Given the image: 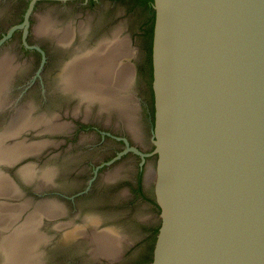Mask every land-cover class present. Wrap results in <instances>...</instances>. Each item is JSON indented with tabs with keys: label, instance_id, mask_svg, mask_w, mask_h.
Listing matches in <instances>:
<instances>
[{
	"label": "water",
	"instance_id": "1",
	"mask_svg": "<svg viewBox=\"0 0 264 264\" xmlns=\"http://www.w3.org/2000/svg\"><path fill=\"white\" fill-rule=\"evenodd\" d=\"M151 6L150 264H264V0Z\"/></svg>",
	"mask_w": 264,
	"mask_h": 264
},
{
	"label": "flooded vegetation",
	"instance_id": "2",
	"mask_svg": "<svg viewBox=\"0 0 264 264\" xmlns=\"http://www.w3.org/2000/svg\"><path fill=\"white\" fill-rule=\"evenodd\" d=\"M116 1H37L25 24L28 1L0 0V66L11 67L0 75L3 85H0V134L16 119L12 115L18 109L22 110L18 115L30 113L33 117L54 118L58 123L64 120L61 125H65L59 127L60 131H45L41 123L37 128H24L3 138L10 145L22 141L24 147L41 142L28 145L25 148L28 153L0 160V177L10 194L0 195V205H6L8 211L17 204L23 205L15 220L10 217L11 227L22 222L36 202H54L57 208L52 218H38L40 239L33 241L37 244L33 264H150L152 260L159 206L153 192L151 82L148 81L151 93L148 137L142 134L137 122L135 97H130L133 79L124 88L129 93L128 115L114 106L102 107L97 100L82 101L62 83L63 67L79 52L75 46L96 44L92 42L98 32L121 18L111 11ZM130 1L141 8L136 0ZM39 16L49 17L52 22L48 21L47 29L37 33ZM13 26L16 27L9 32ZM64 28L73 29L68 44L57 41ZM131 54L129 61L125 56L119 58V64H129L133 75L139 65L131 61ZM142 57L141 68L147 72L146 49ZM33 147L35 151L31 150ZM139 152L145 155L142 157ZM28 168L32 169L31 177L23 172ZM78 229L82 231L78 233ZM92 229L102 233L105 230L117 239L113 253H96L90 238ZM1 253L0 250V264Z\"/></svg>",
	"mask_w": 264,
	"mask_h": 264
},
{
	"label": "bare ground",
	"instance_id": "3",
	"mask_svg": "<svg viewBox=\"0 0 264 264\" xmlns=\"http://www.w3.org/2000/svg\"><path fill=\"white\" fill-rule=\"evenodd\" d=\"M39 17H38L39 18L38 22L35 26L37 33L45 31L47 29L48 21H51V19L49 17L48 18L46 17L47 19L45 18V16L44 17L39 16ZM69 28H64L65 30L60 31L61 33H59V34L57 33L58 34L57 35V41L58 42L63 43V44L69 43V41L71 39L70 33L73 30L72 28H71V30ZM55 31H57V30H55ZM57 32H59V31H57ZM122 39L121 38L119 39V37L117 35H114L111 39L100 40L97 47L93 48V50H91V51H82V52L76 53L72 57V59H68L69 61H67V63L63 67L62 83H63L64 88L74 90L75 93L80 96L82 101L90 102L93 100H97V101H99V103L101 104L102 107L106 106V105L107 106H114L118 110H120V112L122 114L126 113V115H128L129 111L127 112L126 110L129 106L128 105L129 102L127 101L126 97L128 96L129 93L127 92V94H125L121 90L124 89L125 86L127 87V83L130 80L132 72H131V69L126 68L125 65L120 66V64H122V63L119 64V60H120L119 58H121V57L123 58V56L128 58L130 55V53H128V50H126L127 41H126V39H125V41ZM131 53H132V51H131ZM0 60H1L0 61V65H1L2 59H0ZM1 66H0V75H1V73L4 74V72L6 71L5 69L8 70L9 68H11V67L6 68V67H4L5 65H3V67H1ZM9 71H10V69H9ZM11 71H13V69H11ZM123 73H124V75H123ZM6 75L8 76V74H6ZM124 76H126V78H127L126 81L124 80ZM122 78L125 82H127L126 85H125L124 81L122 83ZM0 80L2 81V79H0ZM0 85H1V87L3 86L2 82L0 83ZM30 106H32V105H30ZM0 107H1V105H0ZM76 110H75V112L77 113L78 110L77 111ZM18 111H19V109H18ZM18 111L17 110L14 111V115H12V118L16 117V119H13L14 121L12 120V123H10V125H8V123H9L8 122L7 123L8 127H7L6 131L4 133L0 134V160L5 161V160L14 159L15 157L20 156V155L24 154L25 152L26 153L30 152L29 150H27L28 151L27 152L25 149L26 147H28V145L30 146V145H34V144L35 145L41 144V142L37 141L36 143L34 142L31 144H27V146L24 147V145H26V144H24L22 141L21 142L17 141L16 143H13L10 145V144H6L4 142V139H3L4 137L6 138L8 136L14 135L19 130L24 129V128L33 127V126H35L37 128V126L39 124L41 125V123L44 124L42 130H45V131H57L59 129V127L64 128V126H65V125H63V126L61 125L64 120L59 122L60 123L59 124L58 121L57 122L54 121L55 120L54 118L50 119L49 117H46L44 119V117L42 118V116L41 117L40 116L33 117V116H31L30 113L28 114L29 116L24 115V114L18 115L19 114ZM28 111H30V110H28ZM21 112H22V110H21ZM85 112L83 114H85ZM24 113H25V111H24ZM27 113H25V114H27ZM130 115H131V113H130ZM84 117H86V116H84ZM18 118H20V119H18ZM10 119H11V117H10ZM128 120H129V118H128ZM59 131H60V129H59ZM131 132H132V130H131ZM28 149H31V148H28ZM31 150L35 151L36 149H34V147H33V149H31ZM6 162H8V161H6ZM23 172L25 173V175L27 177L32 176V169H30V168L24 170ZM152 176H153V173H152ZM6 181H7V179H6ZM6 183H8V182H6ZM44 183H45V181H44ZM9 184H11V182H9ZM10 187H12V186H10ZM7 188L8 187L5 184V180H3V178L0 177V195L4 194V196H5V194H8L9 191ZM12 192H10V193H12ZM9 195L10 194H8V196ZM3 202H5V201H3ZM35 202H34V204H35ZM52 203H54V202H52ZM52 203H50V202H42V203L36 202V204L33 205L34 208H32L30 211H28V213L26 214V217L24 216L25 218L23 219V221L20 222L19 224H17L16 226L13 225L14 227H11L13 220L11 221L10 217L11 218L14 217L13 219L15 220L16 214H18V211L21 209V207H23V205L17 204L15 206H13V208L11 207L12 208L11 211H8V209H10V208H8V209L5 208L6 205H0V231H1L0 250L3 253V255H2L3 261L1 262V264H33L35 262L34 261V257H35L34 254L35 253L33 254V249L35 248L34 246H36L37 244L33 243V241L34 240L38 241L40 239V237H39L40 234H39V231L37 229L38 218L41 216H46V218L47 217L52 218L53 216H55L54 214H56L57 208L54 206L55 204H52ZM0 204H1V202H0ZM24 206H26V203H24ZM7 213H9L10 215ZM7 215H9V216H7ZM76 227H78V226H76ZM79 228H81V227H79ZM76 231L79 233L80 231H82V229L81 230L78 229ZM69 232L72 233V231H69ZM69 232H67V233H69ZM73 232H74V230H73ZM84 233H86V232H84ZM108 234H109V232H105V230L102 233L100 231L98 232L95 229L94 230L92 229V231L90 233V238L96 247L95 248L96 253H100V255H102V254L107 255V254L113 253V250H114L113 248L115 245V241L117 239H115V237H112L110 234L109 235ZM71 235L72 234H70V236Z\"/></svg>",
	"mask_w": 264,
	"mask_h": 264
},
{
	"label": "rangeland",
	"instance_id": "4",
	"mask_svg": "<svg viewBox=\"0 0 264 264\" xmlns=\"http://www.w3.org/2000/svg\"><path fill=\"white\" fill-rule=\"evenodd\" d=\"M111 8V11L115 13L116 16L121 18L103 27L102 30L98 32L96 39H94L92 43H98V41L102 39H111L114 35H117L119 39L123 38L122 40L124 41L126 39V50H128V53L130 54L132 51L131 61L139 65L138 69H136L137 73H134L133 75L131 74L132 76L130 77V80L133 79V84L130 88V91L132 92L130 97H135L138 115L137 122L142 127V134L145 137H148L149 133L147 130L149 129L150 121L148 111L151 108H149V105L151 104V93L148 86V72H146V70L144 71V67L141 68V64H143L142 56H144L146 42V38L142 34L141 27L143 28V25L147 21V17L143 14L142 8H139L138 5H135L130 0H118L111 5ZM125 67L128 68V65L125 64ZM125 78L126 76H124V80L126 81L127 78ZM124 80L122 78V83ZM126 83L127 82H125V85ZM122 90L124 93L127 92L125 89ZM146 143L149 144V142ZM149 161L152 162V159L150 158ZM144 210L142 213H144ZM116 223H118V220Z\"/></svg>",
	"mask_w": 264,
	"mask_h": 264
},
{
	"label": "trees",
	"instance_id": "5",
	"mask_svg": "<svg viewBox=\"0 0 264 264\" xmlns=\"http://www.w3.org/2000/svg\"><path fill=\"white\" fill-rule=\"evenodd\" d=\"M141 4L143 14L146 15L147 21L143 25L142 34L146 38L145 49L148 54V67L147 72L149 75V83L151 82L152 72H151V36H152V25H153V8L151 6L152 0H136ZM153 95V94H152Z\"/></svg>",
	"mask_w": 264,
	"mask_h": 264
}]
</instances>
